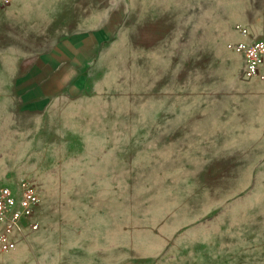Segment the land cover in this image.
<instances>
[{"label": "rangeland", "instance_id": "obj_1", "mask_svg": "<svg viewBox=\"0 0 264 264\" xmlns=\"http://www.w3.org/2000/svg\"><path fill=\"white\" fill-rule=\"evenodd\" d=\"M18 1L0 8V183L42 203L0 264L264 242V81L227 48L237 24L264 35V0Z\"/></svg>", "mask_w": 264, "mask_h": 264}, {"label": "built area", "instance_id": "obj_2", "mask_svg": "<svg viewBox=\"0 0 264 264\" xmlns=\"http://www.w3.org/2000/svg\"><path fill=\"white\" fill-rule=\"evenodd\" d=\"M10 3L0 0V8ZM235 29L248 39L230 42L227 48L241 56L244 79L264 81V35L254 36L243 24ZM41 203L39 185L33 180L22 179L16 185L0 183V252L14 251L26 236L39 230L35 218Z\"/></svg>", "mask_w": 264, "mask_h": 264}, {"label": "crops", "instance_id": "obj_3", "mask_svg": "<svg viewBox=\"0 0 264 264\" xmlns=\"http://www.w3.org/2000/svg\"><path fill=\"white\" fill-rule=\"evenodd\" d=\"M11 3L13 6H20L22 4L18 0H11ZM19 245L15 250L23 248H19ZM208 249L206 264H264V255H262L261 259V251H264V242L261 244L259 239H255L251 248H244L243 246L236 244L231 245V247L222 245ZM28 264L35 263L28 261Z\"/></svg>", "mask_w": 264, "mask_h": 264}]
</instances>
